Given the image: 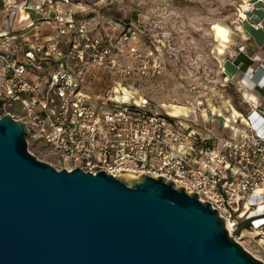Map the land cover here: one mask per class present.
Listing matches in <instances>:
<instances>
[{
    "label": "built area",
    "instance_id": "1",
    "mask_svg": "<svg viewBox=\"0 0 264 264\" xmlns=\"http://www.w3.org/2000/svg\"><path fill=\"white\" fill-rule=\"evenodd\" d=\"M61 5L73 4L0 0V118L9 115L24 123L28 139L47 147L61 170L102 171L131 180L146 173L172 181L217 210L236 242L248 234L264 251V211L246 213L249 199L264 189L260 106L246 99L247 112L231 103L229 113L214 108L204 113L206 87L193 85L189 91L195 98L188 104L195 119L188 124L185 117L158 111L147 99L128 102L126 88L116 81L117 89L88 91L87 24L77 23L71 7L62 10ZM91 46L99 48V41ZM112 53L101 49L99 59L109 60L99 66L117 79L131 78V65L113 59ZM149 57L156 63L152 51ZM222 100L219 96L214 102ZM214 118L220 120L218 129ZM247 221L249 226L242 227Z\"/></svg>",
    "mask_w": 264,
    "mask_h": 264
},
{
    "label": "water",
    "instance_id": "2",
    "mask_svg": "<svg viewBox=\"0 0 264 264\" xmlns=\"http://www.w3.org/2000/svg\"><path fill=\"white\" fill-rule=\"evenodd\" d=\"M28 138L0 118V264H264L172 181L57 171Z\"/></svg>",
    "mask_w": 264,
    "mask_h": 264
},
{
    "label": "rangeland",
    "instance_id": "3",
    "mask_svg": "<svg viewBox=\"0 0 264 264\" xmlns=\"http://www.w3.org/2000/svg\"><path fill=\"white\" fill-rule=\"evenodd\" d=\"M259 1L70 0L73 4L71 10L75 12L73 17L77 23L86 22L88 29V54L91 55L88 56V91L98 94L112 87L117 89V85H113L116 81L132 94L127 97L128 102L142 98L156 106L158 111L181 110L184 116L177 117H185L188 124H193L195 118L189 115V109L193 107L188 102L195 95L189 89L201 84L206 87L202 93H208L209 97L204 113L214 109L221 112L226 109L229 113L231 103H241L240 88L236 86V80H229L225 69L219 66L216 47L220 42L225 45L222 47L223 57L226 51L235 48L231 41L236 30L230 29L231 24L244 22L250 14L258 12L255 2ZM247 4L250 8L246 7ZM70 7L63 5L62 10ZM217 24L224 27L223 32L217 30ZM95 41H99L100 47L92 49L91 44ZM101 49L112 51L113 59L131 65L135 74L129 79H117L109 70L102 69L100 61L105 65L109 58L99 59ZM151 51L156 63L149 57ZM219 96H222V102L215 103ZM197 119L200 123L199 114ZM212 120L213 128L218 129L220 120ZM27 144L28 152L37 160L61 171L47 147L34 145L30 139ZM262 195L249 199L250 207L247 206L246 213L251 211L253 216L262 211L259 208L264 206ZM239 242L264 262V251L248 234H244Z\"/></svg>",
    "mask_w": 264,
    "mask_h": 264
},
{
    "label": "crops",
    "instance_id": "4",
    "mask_svg": "<svg viewBox=\"0 0 264 264\" xmlns=\"http://www.w3.org/2000/svg\"><path fill=\"white\" fill-rule=\"evenodd\" d=\"M255 3L258 12L250 14L244 22L230 26L236 30L231 41L235 48L226 51L224 57L217 55V58L219 66L227 72V78L236 80L235 84L240 88L241 103L237 107L243 112L248 111L243 102L249 99L260 106L259 111L264 115V94H261L264 93V0ZM241 47L243 51L239 50Z\"/></svg>",
    "mask_w": 264,
    "mask_h": 264
},
{
    "label": "bare ground",
    "instance_id": "5",
    "mask_svg": "<svg viewBox=\"0 0 264 264\" xmlns=\"http://www.w3.org/2000/svg\"><path fill=\"white\" fill-rule=\"evenodd\" d=\"M248 6V5H247ZM216 28H217V30L219 31V32H223L224 31V27L223 26H221V25H216ZM223 46H225L222 42H220L218 45H217V47H216V53H217V55H222V53H223V51H222V47ZM128 92H129V90L128 89H125L124 90V96H125V99L129 96V95H132V94H128ZM130 93V92H129ZM132 98V97H131ZM128 100V99H127ZM134 100H136V99H134ZM139 100V99H138ZM138 100H136V101H138ZM176 111V112H175ZM169 114L171 115V116H174V117H177V115H181V116H184V115H182V111L181 110H171V111H169ZM124 179L125 180H131L132 178H129V177H124ZM262 194H264V189H261V190H258L257 191V193L255 194L256 196H260V195H262ZM259 208L260 209H264V206H259ZM237 243H239V242H237ZM241 246H242V244L241 243H239ZM243 247V246H242ZM243 249L244 250H246L244 247H243ZM247 251V250H246ZM248 252V251H247ZM249 253V252H248ZM253 257H255L254 255H253ZM256 258V257H255ZM256 259H258V258H256Z\"/></svg>",
    "mask_w": 264,
    "mask_h": 264
},
{
    "label": "trees",
    "instance_id": "6",
    "mask_svg": "<svg viewBox=\"0 0 264 264\" xmlns=\"http://www.w3.org/2000/svg\"><path fill=\"white\" fill-rule=\"evenodd\" d=\"M234 107L237 108V109H239V108L237 107L236 103L234 104ZM245 112H247V111H245ZM248 225H249V222L247 221V222H245V223L242 225V227H248Z\"/></svg>",
    "mask_w": 264,
    "mask_h": 264
}]
</instances>
